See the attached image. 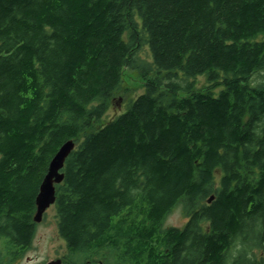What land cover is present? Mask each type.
Wrapping results in <instances>:
<instances>
[{"label": "trees", "instance_id": "16d2710c", "mask_svg": "<svg viewBox=\"0 0 264 264\" xmlns=\"http://www.w3.org/2000/svg\"><path fill=\"white\" fill-rule=\"evenodd\" d=\"M126 68L145 92L102 123ZM261 72L264 0H0L10 261L32 247L40 185L72 139L52 206L62 264H264ZM179 206L186 224L166 226Z\"/></svg>", "mask_w": 264, "mask_h": 264}, {"label": "rangeland", "instance_id": "374dc122", "mask_svg": "<svg viewBox=\"0 0 264 264\" xmlns=\"http://www.w3.org/2000/svg\"><path fill=\"white\" fill-rule=\"evenodd\" d=\"M139 56L147 61H152L148 46H143ZM141 75L137 70L126 68L123 72V83L112 105L104 117L102 123L125 112L131 102L140 94L145 92ZM197 87L207 85V77L200 76L197 80ZM264 81V72L254 75L252 82L259 84ZM220 88L218 91H220ZM187 222V217L183 214L181 207H177L168 215L165 220L166 226L183 227ZM68 253L66 242L59 235L56 213L53 207L49 208L44 215L42 222L38 223L36 235L32 247L22 257L14 262L10 261V254L6 246V241L0 239V264H45L51 260L63 259Z\"/></svg>", "mask_w": 264, "mask_h": 264}, {"label": "water", "instance_id": "95a60500", "mask_svg": "<svg viewBox=\"0 0 264 264\" xmlns=\"http://www.w3.org/2000/svg\"><path fill=\"white\" fill-rule=\"evenodd\" d=\"M76 142L74 140L66 141L55 156L52 158L48 171L40 185L39 193L36 197L37 211L34 221L40 223L44 219V215L49 208L56 202V186L64 181L65 174L63 169L69 155L75 150ZM214 199L212 196L208 202ZM45 264H62V259L51 260Z\"/></svg>", "mask_w": 264, "mask_h": 264}]
</instances>
